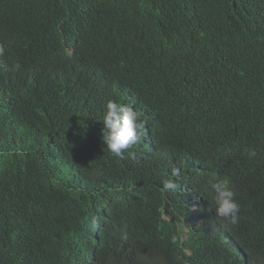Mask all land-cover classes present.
Instances as JSON below:
<instances>
[{"label":"trees","instance_id":"trees-1","mask_svg":"<svg viewBox=\"0 0 264 264\" xmlns=\"http://www.w3.org/2000/svg\"><path fill=\"white\" fill-rule=\"evenodd\" d=\"M5 5L6 65L21 69L0 68V264H264V0ZM77 34L129 49L143 124L123 159L107 152L99 120L127 88L99 80L83 56L50 73L46 57L66 53ZM169 100L175 124L144 111L157 101L163 114ZM212 139L226 147L224 162L211 157ZM218 179L241 206L228 230L210 191Z\"/></svg>","mask_w":264,"mask_h":264},{"label":"clouds","instance_id":"clouds-1","mask_svg":"<svg viewBox=\"0 0 264 264\" xmlns=\"http://www.w3.org/2000/svg\"><path fill=\"white\" fill-rule=\"evenodd\" d=\"M11 9L9 5H5L1 8L0 12H11ZM65 50L66 53H59L52 57L49 55L46 57V62L49 67H51L50 73L55 70L58 72L57 69L60 67L64 70H69L77 58L83 56L88 66L97 69L96 75L99 80L104 82L108 79H114L127 88L128 92L126 96L116 98V101L113 99L107 101L104 106L103 115L99 120L102 121L101 138L107 152L115 158L123 159L125 153L140 141L141 127L143 124L140 113L142 107L138 103L143 101L131 95V81L126 76L127 73L133 70V68L128 65V47H106L100 41H92L90 39L84 40L80 34H77L66 42ZM7 61L8 54L6 52V47L0 38V68H4L6 71H19L21 69L19 61L12 60L10 68L6 65ZM34 73L38 75L43 74L37 71H34ZM163 94L166 96H174L172 93ZM156 102L146 105L147 108L144 110L145 113L151 114L154 119L158 120L160 123L168 122L170 124H175V115H170L171 112H176L171 108L173 102L169 100V108H166L163 114L157 112ZM122 103H130L131 105ZM136 104H138V107ZM129 155L135 159L134 153H129ZM227 155L228 151L226 147H215L214 139H212L211 157L219 162H224ZM246 155L249 159H253L257 157L258 153L256 149L253 148L247 149ZM173 175L178 177L179 171L174 169ZM162 183L163 190L166 192H174L177 188V183L171 178L164 179ZM210 191L213 194L216 218L221 227L228 230L237 226L240 222L241 206L236 200V191L231 182L227 179H218L214 182H210ZM198 206L199 203L194 200L188 205L186 213ZM166 218L172 219L170 215H167ZM183 223L184 226H188L187 222ZM92 225L95 229H101L102 225L100 218L94 217ZM117 238L122 243L128 241L129 236L126 227L121 229Z\"/></svg>","mask_w":264,"mask_h":264},{"label":"bare ground","instance_id":"bare-ground-1","mask_svg":"<svg viewBox=\"0 0 264 264\" xmlns=\"http://www.w3.org/2000/svg\"><path fill=\"white\" fill-rule=\"evenodd\" d=\"M112 16H114V15H112Z\"/></svg>","mask_w":264,"mask_h":264}]
</instances>
